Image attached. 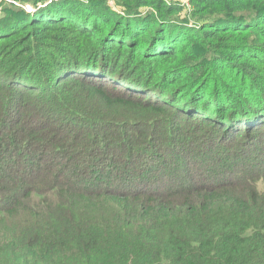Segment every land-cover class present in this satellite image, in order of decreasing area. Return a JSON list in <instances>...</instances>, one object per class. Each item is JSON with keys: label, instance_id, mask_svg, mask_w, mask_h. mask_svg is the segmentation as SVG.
Listing matches in <instances>:
<instances>
[{"label": "trees", "instance_id": "1", "mask_svg": "<svg viewBox=\"0 0 264 264\" xmlns=\"http://www.w3.org/2000/svg\"><path fill=\"white\" fill-rule=\"evenodd\" d=\"M14 1L32 11L0 9V53L18 79L0 85V157L23 164L0 175V264H264L251 177L220 170L211 183L182 168L165 185L143 164L160 142L175 158V139L201 132L177 124L195 110L208 108L211 128L264 112V0H189L191 18L165 0ZM37 89L45 99L28 108ZM135 177L149 183L117 184Z\"/></svg>", "mask_w": 264, "mask_h": 264}, {"label": "rangeland", "instance_id": "2", "mask_svg": "<svg viewBox=\"0 0 264 264\" xmlns=\"http://www.w3.org/2000/svg\"><path fill=\"white\" fill-rule=\"evenodd\" d=\"M165 1L166 3H171L172 5L177 6L181 9L180 18L181 17L191 18V5L189 3V0H165ZM108 4L111 5L112 7L115 6L113 0H108ZM9 6H12L14 8H23V9H26L28 7L27 5L23 6L20 3H16L14 0H0V9L3 8L5 10L8 9ZM10 54H4L3 52L0 53V85L5 86V88L10 86V84H12L15 79H17L16 76L7 73L9 72L8 70L10 69L9 67ZM69 61L70 60L68 61L66 60L65 62L68 63ZM67 66L70 67V71L63 70L62 68L60 69L59 65H57L56 68H54L53 79H57V82H53V85L49 86L50 90L51 89L59 90L60 87L58 82L63 77H65L66 75H68L73 71L74 68L73 66H71L70 64H68ZM144 66H146L144 63H140L138 65V69L144 70L143 68ZM231 70H232L231 74H234V71H236L234 69ZM30 71H32V69ZM32 74L34 75V80L37 83L38 78H36V74L34 72ZM25 79L30 81L31 78L30 76H28ZM116 83L117 85L120 86V83L118 81H116ZM129 87L132 86H128L126 88L128 89ZM5 88H0V93L6 96L7 92ZM130 89L134 90L133 88ZM31 91L34 92L35 90L31 89ZM31 93H30L31 98L26 99L30 103V105L27 106L28 108H31L32 105H34L37 102V99L38 100L45 99L43 92L41 90L37 89L36 93L33 95ZM214 99L217 100V98L209 99L210 104H208V107L209 105L219 106L221 104V102H217ZM194 101H196V97H194ZM23 103L26 104L25 102ZM47 104L51 105L49 101H47ZM260 110H261L260 108H253L254 113L252 115L253 116L252 120L246 119L245 116L242 117V115H239L238 119L234 118L232 120H222L220 118L216 120L215 117L213 121L215 123L214 128H211L212 124L209 122V120H213V119H210L211 113L208 110V108L195 110L196 112H198L197 116L200 117L199 119L188 118L190 122H185L186 120L181 118L178 120L177 124L182 123L181 125L184 127L186 131L200 125L201 132L196 133V136L192 137V139L191 138L186 139L181 135L178 136L177 139H175L177 145L175 146V148L171 149L172 152H174L175 154V158L169 157L170 155L172 156V153L170 152L171 143H169L167 139L163 142H160L159 146L157 147L160 148V150H164V151H160L159 153L156 154V156H150V157L147 156L146 158H144L143 164L144 166H147V168L148 167L152 168V174L156 175L155 176L157 179L156 182L163 183L165 185H167V182H171L174 176L173 174L174 173L177 174V172L179 170H182V168H185V170L191 169L192 172L196 174V175L192 174L191 176L196 180L199 179L198 177H201L202 175H206L204 176V179H201L200 181L211 182V183H217L222 181L221 180V178H223L221 176L222 173L218 172L221 170L222 172H227V171H228L227 173L230 172L229 176L233 174V176L230 177L231 179H236V178L244 179L245 177L246 178L251 177L253 179L252 182H255L256 184L255 187L257 188V190L261 194H264V127H263L264 124L262 125L263 123L262 121L264 120V112L263 110H261L260 112ZM203 114H206L207 116H203ZM62 115L63 114H61V116ZM237 125H240L242 127V132L239 130ZM218 127H220V129ZM223 129L226 130L223 131ZM196 137L198 138L196 139ZM187 142L190 143L187 144ZM209 142H211L213 146L211 149L207 146ZM153 147L155 148L156 145ZM121 151L126 156H128L131 153L130 150L127 149L125 146ZM258 153L260 154L259 156L260 159L257 158ZM18 160L19 157L17 158L13 155L9 156L8 153H6V151L3 152L0 157V167L3 168L4 165L6 164L7 167L5 166L6 167L5 169L9 171V174L0 172V175H2L3 177L5 176L9 177V180L11 178H15V176L12 175L17 174L16 167L23 165V164H18L17 162ZM39 163L40 160L38 157H34V158L32 157L28 159L27 164L24 166L26 170L33 171ZM168 165L170 167L169 169L166 168L168 167ZM216 170L217 173H214L213 175L210 174L207 175V173H211V171H216ZM126 171H132V170L127 169ZM172 172L173 174L171 175ZM117 173L121 174L123 172L120 169H114L113 175H111L110 178L112 179L113 177H115L114 179H116L118 175H114V174ZM140 182L144 183L145 186H147V184L149 183V181L147 180H138L135 177L134 179L131 180H127V179L121 180L117 184L123 186V188L126 190H131L130 188L131 185H133L134 188L137 189ZM98 215L99 214L97 213H92L93 217H96ZM87 216L88 215H84L82 219H86Z\"/></svg>", "mask_w": 264, "mask_h": 264}, {"label": "built area", "instance_id": "3", "mask_svg": "<svg viewBox=\"0 0 264 264\" xmlns=\"http://www.w3.org/2000/svg\"><path fill=\"white\" fill-rule=\"evenodd\" d=\"M29 12H31L32 11V9L28 6L27 8H26Z\"/></svg>", "mask_w": 264, "mask_h": 264}]
</instances>
